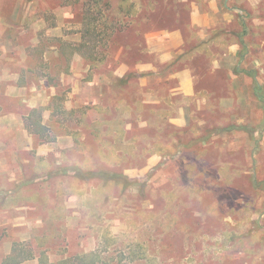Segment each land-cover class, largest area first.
<instances>
[{"label":"rangeland","instance_id":"rangeland-1","mask_svg":"<svg viewBox=\"0 0 264 264\" xmlns=\"http://www.w3.org/2000/svg\"><path fill=\"white\" fill-rule=\"evenodd\" d=\"M227 2L236 23L206 42L189 26L172 53L201 76L182 97L135 68L150 29L187 19L180 1L0 0V264L15 243L51 262L264 264V0Z\"/></svg>","mask_w":264,"mask_h":264},{"label":"crops","instance_id":"crops-1","mask_svg":"<svg viewBox=\"0 0 264 264\" xmlns=\"http://www.w3.org/2000/svg\"><path fill=\"white\" fill-rule=\"evenodd\" d=\"M182 3L187 15V19L181 22V13L179 10L174 12L173 26H158L150 29L144 37L145 46L144 52H148L152 56V60L141 61L135 65L138 71L149 72L148 75L142 76L144 84L149 82H164L173 80L176 86L169 89L170 95H181L182 97H192L202 90L197 87L198 81L201 79L200 74H195L193 67H190L188 61L184 62L181 67H168L172 61V53L182 52L186 42L190 40L187 35L189 26L194 27V32L199 41L206 42L213 37V32L228 26L231 23H236L237 6L228 3V0H178ZM249 1V0H248ZM217 38V37H216ZM232 51V52H231ZM230 54H236V50L230 48ZM206 56L200 52L194 54L192 59L198 58L202 60ZM208 60V73L213 72L215 68L219 67V62L210 63ZM116 71L119 78H123L124 74L130 68L127 63H122ZM175 66V65H174ZM205 74V73H203ZM207 74V73H206ZM205 74V75H206ZM140 75V74H139ZM148 78V79H146ZM142 83L140 82V85ZM153 90V88H151ZM155 101V100H150ZM157 102V101H156ZM179 113H183L185 108L178 107ZM170 122L177 126L184 124L183 116L178 119L170 118Z\"/></svg>","mask_w":264,"mask_h":264},{"label":"trees","instance_id":"trees-1","mask_svg":"<svg viewBox=\"0 0 264 264\" xmlns=\"http://www.w3.org/2000/svg\"><path fill=\"white\" fill-rule=\"evenodd\" d=\"M85 18L87 19V15H85ZM91 33H93V31H91V29H89V27H84L83 31H82V37H83V42L80 43L79 47H78V51L81 52L82 55H84L87 59H90V61H93V54L92 52H89L90 46L89 44H91V40L89 39L88 35H90ZM218 37V36H216ZM205 43L201 44L202 46ZM201 45H197L196 47L192 48L189 51V54L191 52H194L196 50L201 49ZM92 46V45H91ZM88 49V51H86ZM187 55V52H186ZM183 57H185L183 55ZM182 57V58H183ZM95 60V59H94ZM57 98V97H55ZM54 98V99H55ZM36 112H38L37 109H33L30 113L31 114H35ZM53 114V113H52ZM28 115V116H30ZM37 124L40 126V121H38L37 123H34V125L37 127ZM28 131L30 133H34L37 134L39 133V130L36 129V131L29 129L30 125L28 124L27 127ZM41 142H45L44 140H41ZM82 176V173L80 172L79 175H77V178H80ZM117 179H114L113 176H109L107 177V181L111 182V181H116L119 180V176L116 175ZM114 242V238H106L105 239V243L109 244V243H113ZM128 252L127 255L128 258L131 261H138V260H146L148 258L147 254H146V250L145 247L138 242H131L128 245ZM37 258L39 264H107L105 262V260L103 259V257L98 254L97 252L91 251L89 253H81L78 255H72L69 256L67 258L58 260V261H49L47 256L42 252L40 253L37 257L35 255V253L29 248H25L21 245H18L17 243H15L12 248L11 251L9 252V254L4 258L3 260V264H20L25 260H29V259H34Z\"/></svg>","mask_w":264,"mask_h":264}]
</instances>
